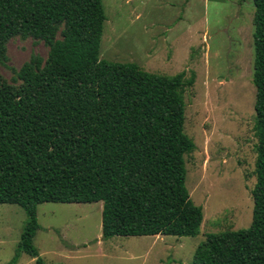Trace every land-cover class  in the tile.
Here are the masks:
<instances>
[{"label": "trees", "instance_id": "obj_1", "mask_svg": "<svg viewBox=\"0 0 264 264\" xmlns=\"http://www.w3.org/2000/svg\"><path fill=\"white\" fill-rule=\"evenodd\" d=\"M255 183L246 228L207 233L191 264H264V0H252ZM102 0H0V63L14 37L48 47L12 82L0 74V204L26 219L11 259L46 264L34 245L43 202H102L101 238L196 236L202 208L185 185L184 72L99 58Z\"/></svg>", "mask_w": 264, "mask_h": 264}, {"label": "rangeland", "instance_id": "obj_2", "mask_svg": "<svg viewBox=\"0 0 264 264\" xmlns=\"http://www.w3.org/2000/svg\"><path fill=\"white\" fill-rule=\"evenodd\" d=\"M106 19L99 58L193 83L183 93V130L195 147L185 158V185L203 219L196 236L101 238L102 202L37 205L33 242L46 264H191L207 233L246 228L252 218L254 133L252 0H102ZM33 38H11L0 74L12 82L30 56H47ZM26 219L0 204V264L15 252ZM17 264H34L22 253Z\"/></svg>", "mask_w": 264, "mask_h": 264}]
</instances>
